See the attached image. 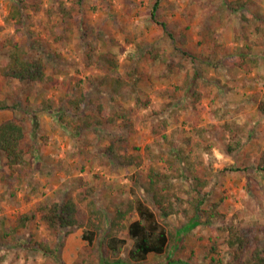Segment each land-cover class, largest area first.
<instances>
[{
	"label": "rangeland",
	"instance_id": "1",
	"mask_svg": "<svg viewBox=\"0 0 264 264\" xmlns=\"http://www.w3.org/2000/svg\"><path fill=\"white\" fill-rule=\"evenodd\" d=\"M15 1L0 0V66L8 61L9 40L12 39L24 44L31 53L40 54L53 80L30 83L0 74V104L5 102L11 107L0 109V124L15 117L27 131L24 147H33L38 153L32 167L22 170L9 169L5 156L0 154V220L4 218L7 228L11 230L17 226L19 217L33 212L38 203L48 198L63 200L69 195L78 202L83 221L85 202L81 198L84 190L92 187L102 193L103 205L110 212L114 210L112 203L136 199L139 194L129 176L137 169L120 166L117 159L111 160L105 155L110 139L119 136L127 139L126 143L120 144L126 146L128 153L144 156L140 169L149 165L150 155L144 153L147 145L159 146L161 158L156 156L155 159L167 171L172 169L168 155L172 146L170 141L175 145L185 144L192 159L199 149L206 168L197 165V170L201 176L204 172L210 177L206 190L210 191L211 200L222 201V212L247 236L250 245H264V169H259V162L264 158V115H259L257 110L264 94V79L260 78L264 76V57L251 71L236 72L237 82L230 83L229 91H219L213 84L200 88L204 97L194 106L192 100H188L187 105L178 103L173 114L175 118L165 131L159 113H167L166 105L171 101L177 103L178 99L159 92L174 90L182 84L185 74L176 69L170 77H165L168 66L159 60L153 62L146 54L153 47L176 60L181 58L179 53L183 50L197 54L206 61L204 76H218L224 83L225 66L217 72L209 63L218 62L223 54H226L224 61L229 62L231 55L247 50L243 38V27L247 23L241 11L230 13L223 0H82L81 14L63 20L58 13L49 17L45 10L53 5L73 6L75 0H39L40 10L31 7L38 0H24L29 4L25 10L26 21L17 27L15 18L11 17ZM157 2L158 18L167 23V31L152 18ZM246 9L252 18V23L246 26L248 29L257 24L264 26V21L255 16L256 13L264 15V0H254ZM225 13L229 14L228 18H224ZM251 38L259 40L261 35ZM251 44L253 52L262 55L264 45L252 41ZM106 51L117 56L119 75L132 84L118 93H100L105 88L101 82L106 71L97 66V57ZM88 52L96 61L87 58ZM246 78L252 81L249 86L243 83ZM80 88L88 90L87 102L81 107L82 114L95 113L97 98L100 103L106 102L110 106L117 102L119 107H129L136 106L137 93L143 100L150 99L151 103L148 108L136 110L132 129L124 128L119 120L98 126L96 130H77L81 123L69 105L70 100L78 96ZM92 98L95 103H91ZM223 104L232 106L227 111L220 110L218 106ZM34 118L38 122L35 130ZM250 129L254 131L250 132ZM163 134H167L169 140L164 142ZM201 146L208 149L205 156ZM230 147L233 150L229 151ZM4 170L8 175H17H12L5 183L1 176ZM137 218L138 215L133 213L129 222ZM170 220L175 226L185 222L184 218L176 216ZM87 230V227H80L62 237L64 246L60 257L67 264L98 261L99 252L103 250L99 249L98 240L90 243L85 239ZM182 235L187 247L177 253L183 257L202 259L207 263L213 241L219 242L222 252L226 249L221 231L218 237L210 228L197 227L187 234L182 231ZM32 236L52 246L59 241L37 215L14 236L10 234L8 238L0 239V264H52L42 252L28 247L27 242ZM123 238L126 244L120 251L110 253L111 256H129L134 240L127 232ZM150 261L156 262V258L151 255Z\"/></svg>",
	"mask_w": 264,
	"mask_h": 264
},
{
	"label": "trees",
	"instance_id": "2",
	"mask_svg": "<svg viewBox=\"0 0 264 264\" xmlns=\"http://www.w3.org/2000/svg\"><path fill=\"white\" fill-rule=\"evenodd\" d=\"M223 1H225L230 13L237 14L241 11L245 23H252V18H249L251 13L246 8L250 3H254V0ZM157 4L158 2L152 10V18L167 31V23L160 21V18H158ZM28 6L29 4L24 0L15 1V9L11 17L15 18L17 27L25 23V10ZM31 7L40 10L41 2L38 0ZM81 8L82 0H75L73 6L68 7L65 4H60L55 7L53 5L47 8L45 12L49 17L58 13L63 20H70L81 14ZM255 16L264 21V15L256 13ZM228 17L229 14L225 13L224 18ZM247 24L244 25L247 26ZM246 26L243 27V38L247 44V50L231 55L229 62L224 61L226 54H223L217 60L218 62H208L211 66H214L215 70L225 66L223 73L226 81L224 83L218 76H212L211 78L204 76L203 64L206 61L199 58L197 54H190L183 50L179 53L181 58L176 60L171 59L168 54L162 52L158 47L147 50L146 54L150 60L153 62L159 60L168 66V71L164 74L165 77H170L176 69L185 74L182 84L175 86L174 90L164 89L159 92L161 95L178 99L177 103L171 101L166 105L167 107L164 110H167V113H159V121L165 131L175 118L173 114L177 111L178 103L187 105L188 100H192V106H194L195 102L204 97L201 91L202 88L210 87L213 84L218 86L219 91H229L231 89L230 83L232 81L237 82L234 76L236 72H249L252 68L260 65L264 57V50L262 55L257 54L253 52V45L249 44L252 41L264 45V26L257 24L253 28L250 26L249 29ZM167 33L172 36L171 33ZM259 34L261 35L259 40L251 38V36ZM9 43L11 50L8 61L0 66V74L3 77L30 83H47L53 80L47 73V65L40 54L31 53L24 44L16 43L12 39L9 40ZM87 58L90 61H96L90 52L87 53ZM97 58L99 60L97 66L106 71L101 82V85L105 88L101 89L100 93H118L120 89L132 86L127 78L119 75V60L115 54L109 51L101 52ZM256 78L252 79L255 80ZM260 78L264 79V76L262 75ZM138 79H136V82ZM243 83L249 86L252 81L246 78ZM180 91H182L181 95L179 94ZM87 94V89L80 88L78 96L70 100L69 108L76 112L75 116L81 123L77 130L82 128L86 131L96 130L98 126L112 124L119 120L124 128L127 130L132 129L136 110L140 107L148 108L151 103L150 99L143 100L137 93L136 106L129 107L120 104L119 107L117 102L114 106L112 105L113 102L111 106L106 102L104 105L100 103V98H97L99 102H97L95 113L82 114L81 107L87 102ZM95 102L96 100L92 98L91 103ZM174 104L177 107L173 108ZM106 105L110 107L108 108ZM231 106L230 104H223L218 107L220 110L225 109L227 111L228 107ZM12 107L14 109L16 105ZM6 108L11 107L2 102L0 109ZM217 110L219 111L216 108L215 111ZM257 110L259 115H264V94L259 101ZM63 115L64 113H62ZM37 128L38 122L34 118L33 129ZM251 131H254V129H250ZM26 136L25 126L15 117L4 120L0 124V154L2 153L5 156V164L9 169L18 168L22 170L26 167H32L33 159L38 153L33 147L29 149L24 147L23 143ZM167 139V134H163V141L165 142ZM120 142L126 143L127 139L119 136L112 137L105 155L111 160L117 159L120 166H132L137 169L134 174L129 176L136 192L139 194L136 199L129 198L122 199L118 203L114 202L112 203L114 210L110 212L109 208L103 205L102 193H98L94 187L85 189L81 198L85 202L82 221L78 202L72 195L63 200L48 198L44 202L38 203L33 212L22 214L18 219L17 226L11 230L6 227L4 218H2L0 220V239H6L10 234L14 236L17 230L27 227L28 222L38 215L46 228L57 236L59 241L56 246H52L48 242L39 241L32 236V239L27 242L28 247L42 252L51 259L52 264H67L60 257L61 248L64 246L62 237L70 235L80 227H87V233L84 234L85 239L89 240L90 243L98 240L99 249L103 250L99 252L98 261H94L92 264H264V245L261 246L258 243L250 245L247 236L236 224L231 223L230 218L222 212V201L211 200V193L206 190V187L210 185V177L208 178L204 172H201V176L197 170V165H201L203 169L206 168L199 149H196V157L192 159L191 154L186 151L185 144L175 145L173 141H170L172 146L169 148L171 152L168 155L173 170L167 171L155 159L156 156L161 158L162 150L159 146L155 147V144L147 145L144 153L146 156L150 155L149 165L145 169H140L144 164V156L139 153H128L126 146L121 145ZM201 147H203V155L208 153L207 148ZM135 149L140 150L139 148ZM228 150L231 151L233 148L230 147ZM122 151L124 153H121ZM227 169L236 170L235 168ZM259 169H264V158L259 162ZM12 175L16 176L17 174L13 173ZM12 175H8L5 170L1 172L2 180L5 183L12 179ZM133 213H136L138 218L129 222ZM172 216L182 217L185 222L181 226H175L170 220ZM197 227L210 228L218 237L221 231L225 236L223 244L226 245V249L222 252L219 249V242L213 241L210 246L209 262L207 263L202 259L187 258L177 253L187 247L182 231L187 234ZM126 232L134 240L129 256H111L110 253L120 251L121 247L126 244L127 241L123 238ZM151 255L156 258V262L150 261ZM85 262L77 261L74 264H86Z\"/></svg>",
	"mask_w": 264,
	"mask_h": 264
}]
</instances>
